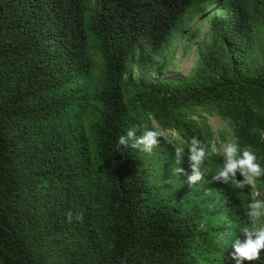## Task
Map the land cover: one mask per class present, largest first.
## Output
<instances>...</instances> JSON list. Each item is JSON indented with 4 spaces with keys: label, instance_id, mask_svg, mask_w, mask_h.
<instances>
[{
    "label": "trees",
    "instance_id": "obj_1",
    "mask_svg": "<svg viewBox=\"0 0 264 264\" xmlns=\"http://www.w3.org/2000/svg\"><path fill=\"white\" fill-rule=\"evenodd\" d=\"M200 17L190 76L160 81ZM142 124L175 145L237 138L264 167V0H0V264H234L264 177L214 182L215 155L189 185L162 137L117 151Z\"/></svg>",
    "mask_w": 264,
    "mask_h": 264
},
{
    "label": "clouds",
    "instance_id": "obj_2",
    "mask_svg": "<svg viewBox=\"0 0 264 264\" xmlns=\"http://www.w3.org/2000/svg\"><path fill=\"white\" fill-rule=\"evenodd\" d=\"M216 5L220 8V3ZM153 129L146 124L129 129L115 142L117 151L121 148H130L139 153L151 154L159 144L160 137L167 144L175 145L172 138L168 136V132L162 131L156 124ZM172 137H175L174 133ZM215 155H220L223 163L214 170V175L211 177L214 182L224 185L231 184L234 189L243 190L246 187H255L257 180L264 177V167L258 162L255 152L250 148H241L237 138L228 139L218 149L215 142L205 144L195 136L187 142L181 141L174 146V163L178 165L175 168V175L178 177L184 174L179 165L186 159L191 172L187 175V183L194 185L212 171L206 166V161ZM237 173L243 178L242 180L236 179ZM260 197L259 192L253 194V199L246 206L245 219L238 228L239 235L231 241L230 260L234 264H253V262L264 264V259H262V254H264V198Z\"/></svg>",
    "mask_w": 264,
    "mask_h": 264
},
{
    "label": "rangeland",
    "instance_id": "obj_3",
    "mask_svg": "<svg viewBox=\"0 0 264 264\" xmlns=\"http://www.w3.org/2000/svg\"><path fill=\"white\" fill-rule=\"evenodd\" d=\"M216 8L219 9V5H216ZM208 28V21L200 17L185 27L182 32L183 36H177L173 39L171 49L175 51L174 58L168 69L160 77V81H173L185 79L190 76L194 66L197 48L209 41ZM192 36L195 37L193 41L190 40ZM208 122L215 131H220L225 128L223 123L214 118L209 117Z\"/></svg>",
    "mask_w": 264,
    "mask_h": 264
}]
</instances>
